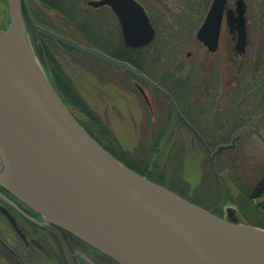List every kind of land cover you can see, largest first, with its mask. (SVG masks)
I'll return each instance as SVG.
<instances>
[{
  "label": "rangeland",
  "instance_id": "obj_1",
  "mask_svg": "<svg viewBox=\"0 0 264 264\" xmlns=\"http://www.w3.org/2000/svg\"><path fill=\"white\" fill-rule=\"evenodd\" d=\"M29 1L41 12L38 0ZM52 1L74 18L63 24L60 36L104 53L124 54L119 25L107 7L91 8L86 4L90 0L76 6V0ZM227 1L234 9L237 0ZM242 1L246 35L242 54L236 52L225 21L216 52H208L196 40L207 9L198 10L200 17H195L196 10L188 13L191 17H181L177 6L168 3L163 15V7L150 2L159 36L156 33L155 44L133 58L139 65L136 70L168 92L177 110L161 92L100 59L56 47L55 60L84 102L83 111L68 107L72 114L98 137L100 128L109 131L120 150L104 137L102 142L129 167L143 174L150 171L152 181L219 217L225 218L231 207L238 222L264 229V189L254 193L264 173V0ZM168 12L179 16L175 32L168 25ZM43 14L55 25L62 22L57 10ZM24 23L32 49L57 90L43 50L41 57L36 51V44L44 40L28 28L25 16ZM190 23H196L192 31ZM8 25L6 0H0V29ZM177 111L197 134L187 130L175 116Z\"/></svg>",
  "mask_w": 264,
  "mask_h": 264
},
{
  "label": "water",
  "instance_id": "obj_2",
  "mask_svg": "<svg viewBox=\"0 0 264 264\" xmlns=\"http://www.w3.org/2000/svg\"><path fill=\"white\" fill-rule=\"evenodd\" d=\"M226 4L211 0L195 32L211 53L218 47L224 11L228 22L236 13L241 45L245 38L243 1L234 10ZM6 5L9 25L0 29V148L19 185L1 174L0 183L45 220L117 264H264L263 228L238 222L231 207L222 218L187 201L152 182L150 173L126 167L86 132L44 73L22 7L30 25L59 49L128 71L177 110L171 95L128 62L36 25L26 0H6ZM87 5L112 11L124 47L139 49L153 41L155 29L136 0H90ZM177 118L197 134L178 111Z\"/></svg>",
  "mask_w": 264,
  "mask_h": 264
},
{
  "label": "flooded vegetation",
  "instance_id": "obj_3",
  "mask_svg": "<svg viewBox=\"0 0 264 264\" xmlns=\"http://www.w3.org/2000/svg\"><path fill=\"white\" fill-rule=\"evenodd\" d=\"M226 25L228 33L232 35L231 40L236 52L242 54L243 49L238 41L233 16ZM134 86L141 95L142 87L138 83ZM141 97L150 108L148 98L144 99L142 95ZM175 116L177 117L176 113ZM147 172L150 171H145L144 174ZM0 264L117 263L63 228L45 220L44 216L34 211L0 183Z\"/></svg>",
  "mask_w": 264,
  "mask_h": 264
},
{
  "label": "trees",
  "instance_id": "obj_4",
  "mask_svg": "<svg viewBox=\"0 0 264 264\" xmlns=\"http://www.w3.org/2000/svg\"><path fill=\"white\" fill-rule=\"evenodd\" d=\"M78 1H80V0L75 1L74 6H76V4H78ZM136 1H138L145 8V10L148 13V16L150 18V21L152 22V19H153L152 16L153 15H152L151 10H153V9L150 5V2L154 6L159 5V6L163 7V9H162V11L164 12L163 15H166L167 10L165 8H167L166 6L168 5V3H171V4L177 6V10L179 13L178 15L182 14L181 17L182 16L191 17V16H189L188 13L192 10H196V13H194L196 15L195 17H197L198 15L200 17V14L203 13V10H206L208 8L211 0H136ZM27 2H28V6L30 8V11L32 13V16H33L35 23L43 26L44 28L51 29L54 32L64 34L65 30L62 28H65V26H63V24H67L69 22L68 20H71V21L74 20V18L68 13V11H66V9H64L63 6H58L52 0H38V2L41 4V8H40L41 12L34 9L33 4L29 0H27ZM200 9H201V13L198 14V10H200ZM43 10L44 11L57 10L62 14V15H60V17L64 20L61 19L62 22H59L58 24L55 25L54 23L47 21L45 19V16L43 14ZM186 14H188V16H186ZM167 18H169L167 20L170 23L168 25H170L171 30L175 32V30H177L176 28L178 27L177 23L178 24L180 23V21L178 20L179 16H177L176 14L172 15L168 12ZM26 20H27L28 28L30 30H32V27L29 24V20H28L27 16H26ZM176 21H178V22H176ZM190 24H191L190 25L191 27L190 26L189 27H190V30L192 31L196 27V23H190ZM152 25H153V22H152ZM155 29H157V28L155 27ZM156 33H158V32H156ZM173 33L170 34L171 36L167 35V37L164 38L165 39L163 42L164 46L166 44L170 43L169 37L172 38ZM158 36H159V33H158ZM41 38L44 40L41 44L42 50H43V55H44V60L50 66V69L52 72L51 73L52 79L54 81V84L57 85V88H58L57 92H58L60 98L64 101V103L68 107L74 106L76 108L81 109V111H83L84 102L76 94L71 83L66 79L62 70L60 69V66L58 65L57 61L55 60V57H56L55 55H57V53H58L56 47L47 38H44V37H41ZM156 38H157V35L155 36V39L153 40V42L149 46L142 48V49H138V50L128 49V48H125L122 45V43L120 42L119 46H120V49L123 50L124 54L116 55V54H111L110 52H105V53L108 54L109 56H112V57L117 58L119 60L126 61L137 69L139 67V65H138V62L133 58V56L140 54L141 52H145L150 47H152L155 44ZM54 88H56V87L54 86ZM79 122L84 127V129L88 132V134L97 143H99L105 150H107L115 158L120 160L125 165L129 166L128 163L123 160V158L121 159L120 157H118V155H116V153L114 152V150L112 148L104 145V143L102 142L101 138L104 137L109 143H111L112 147H114L116 149L120 148V146L115 141V139L112 137V135L109 131H107L105 129H101L99 127L101 133H100V136L98 137L94 133H92V131L90 129H88L81 121H79ZM226 139H228V138H226ZM136 172L139 174H143V172H140V171H136ZM263 189H264V173H263V176L260 180V183L258 184V186L256 188V192H254V193L255 194L257 193L256 195H259L260 191H262ZM253 197H255V195H253Z\"/></svg>",
  "mask_w": 264,
  "mask_h": 264
},
{
  "label": "bare ground",
  "instance_id": "obj_5",
  "mask_svg": "<svg viewBox=\"0 0 264 264\" xmlns=\"http://www.w3.org/2000/svg\"><path fill=\"white\" fill-rule=\"evenodd\" d=\"M4 152L3 150L0 148V174L5 177L8 181H11V183H16L17 185H19V181L17 179L16 176H14L7 168L6 165L4 163Z\"/></svg>",
  "mask_w": 264,
  "mask_h": 264
}]
</instances>
